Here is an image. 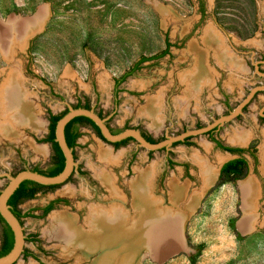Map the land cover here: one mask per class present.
<instances>
[{
  "label": "rangeland",
  "instance_id": "obj_1",
  "mask_svg": "<svg viewBox=\"0 0 264 264\" xmlns=\"http://www.w3.org/2000/svg\"><path fill=\"white\" fill-rule=\"evenodd\" d=\"M40 9L46 12L40 29L15 46L13 60L0 45V90L16 70L14 77L23 81L19 93L30 105L12 137L0 131V191L7 175L47 170L48 117L68 106L87 104L114 132L137 130L155 143L212 128L156 151L134 140L115 148L82 128L74 148L81 174L76 170L18 205L26 254L15 264H92L97 256L77 260L70 251L74 238L58 236L65 230L57 216L72 217L84 231L91 209L123 204L134 216L130 183L149 170L151 197L166 212L162 223L182 220L174 232L160 231L153 245L138 236L134 264H264V0H0V26L31 21ZM16 36L8 31L3 38L15 43ZM166 42L165 56L141 63L115 85L141 57L165 50ZM2 118L0 109V127ZM239 131L247 140L233 143L230 137ZM212 140L246 151V177L217 186L220 166L238 155ZM100 150L113 161L105 165ZM195 156L216 173L206 187ZM103 169L114 193L98 177ZM247 181L255 187L251 212L243 192ZM170 183L182 188V204L174 203ZM50 203L56 204L43 216Z\"/></svg>",
  "mask_w": 264,
  "mask_h": 264
},
{
  "label": "bare ground",
  "instance_id": "obj_2",
  "mask_svg": "<svg viewBox=\"0 0 264 264\" xmlns=\"http://www.w3.org/2000/svg\"><path fill=\"white\" fill-rule=\"evenodd\" d=\"M45 16L46 12H44L43 9H40V11L31 21L22 20L13 24H8L6 26H0V45L2 46L3 54L6 58H8V60H13L15 46H20V44L23 45V41L25 37H27L26 35H28V33L32 35L35 31L40 29V22L44 20ZM8 31H15L16 35H18L16 36L15 43L11 41L8 42V39L3 38L4 35L6 36ZM218 58H220V64L225 61L222 56ZM11 73L13 78L8 81L11 83V85L7 82V85H10V87L4 85L1 86L2 89L0 90V109L3 116L2 120H4L3 125L0 127V131L4 132V134L9 137L13 136L16 126L15 122L17 124L23 122L24 119H26L25 117L28 115V110L30 107L25 96L22 98L19 93V87L22 89L23 81L20 78L18 79V76L14 77L17 73L16 70ZM18 80L20 84L19 86H17L16 83ZM2 94L4 95V98L2 97ZM27 121L37 122L34 118H30ZM246 136V132L239 131L234 133L230 137V140L233 143L242 144L247 140ZM99 155L102 162L104 161L103 163L105 165L113 161V158H111L107 151L100 150ZM194 161L200 167V176L205 181L204 186H208L216 173H213V171L208 166H206L199 157L195 156ZM261 161L263 163L262 166L264 169V151L262 152ZM104 171L105 170L103 169L98 172V177L104 186L110 192L114 193L112 177L110 174L105 173L106 171ZM152 175L153 173L149 170V174L147 172L141 175L138 174L135 180L130 183V188L133 195L132 207L134 209V216H130L128 214V212L122 206V203V205L113 203L109 208L106 209H91V212L87 217L86 224L89 229L86 231L77 229L72 217L65 214L57 216L58 218H56V220L65 230L64 232L61 230L60 233H62L58 234V236L65 239L71 237L74 238L73 242H71L72 249L70 251L74 253L75 256H77V260H83L93 255L97 256V258L92 264H134L133 261L136 254V246L139 244L138 236L141 237L144 243H151L153 245L154 242L152 241V238H157V236L160 235V231L161 233L168 235L170 232H174L180 226V222L182 220L181 216L171 218V221L166 225L162 223V219H160L161 215L165 214L166 212L162 209L160 210L157 201L151 197L150 178H152ZM170 184H172V187L170 188H172L171 190L174 192L172 196L174 203L178 205L182 204V188L175 186L176 184ZM243 192L246 198V206L248 208L247 211L251 212L255 196V187L253 183H248L247 181L245 184H243ZM196 194L198 195L197 192ZM197 195H194V197ZM115 197L118 196L116 195ZM193 202H195V199H191L189 202L187 201L186 206L190 207V204L192 206ZM140 222H142L143 225L142 228H139L138 232L136 227ZM246 225L247 223L243 222L241 227L245 229ZM70 251L67 250L66 255H70Z\"/></svg>",
  "mask_w": 264,
  "mask_h": 264
},
{
  "label": "water",
  "instance_id": "obj_3",
  "mask_svg": "<svg viewBox=\"0 0 264 264\" xmlns=\"http://www.w3.org/2000/svg\"><path fill=\"white\" fill-rule=\"evenodd\" d=\"M76 117H85L91 120L98 127L103 139L108 143H117L127 138H132L139 147H142L148 151H156L161 148H169L176 141H182L185 137L189 135L200 134L212 128L211 126L207 129L189 132L178 137L167 138L165 141L160 143L150 144L137 130L127 129L120 133L113 134L106 124L107 118H100L93 109L87 110L83 108H72L68 106L67 113L57 121L54 130L55 142L57 143L64 157L63 170L59 174L52 177L39 174L32 170H23L14 176L7 175L8 182L6 186L0 191V216L8 225L13 235V246L6 255L0 257V264L16 263V261H18L23 252L25 242L23 228L20 224V221L12 214L9 206L7 205V201L15 192V190L19 187V185L24 181H31L43 186L60 185L66 182L73 173V171L76 170L77 165L74 162L72 149L67 146L64 137L65 126ZM226 119L227 118H223L219 122H222Z\"/></svg>",
  "mask_w": 264,
  "mask_h": 264
},
{
  "label": "trees",
  "instance_id": "obj_4",
  "mask_svg": "<svg viewBox=\"0 0 264 264\" xmlns=\"http://www.w3.org/2000/svg\"><path fill=\"white\" fill-rule=\"evenodd\" d=\"M170 47V45L168 44V42H166V48L165 50H163L160 54L158 55H154V56H150V57H141L140 60L138 62L135 63V65L132 67L131 70H129L128 72H126L125 74H123L117 81H116V86H118L121 82H123L125 80L126 77H128L132 72H134L136 69H138V67L140 66L141 63L143 62H147V61H152V60H156L159 59L163 56H165L168 53V48ZM74 108H83V109H87L89 110L90 107L87 104L84 105H76ZM67 113V111H64L60 114L57 115H53V114H49L48 120H49V125H48V132L46 137L43 139L44 143H49L51 146V151H52V157H51V162H52V168L48 169L47 171H38V170H33L34 172H37L39 174L42 175H46L49 177L55 176L57 174H59L63 168H64V157L62 155L61 150L59 149L57 143L55 142V135H54V130H55V125L57 123V121L63 117L65 114ZM100 118L101 115L98 113L97 114ZM88 125L90 126L94 132L96 133V135L104 142H106L98 127L89 119L85 118V117H76L73 120H71L64 128V137H65V141L67 146L70 149H73L74 147L77 146L76 141L78 140V138L80 137V134H75L72 137H69L67 132H68V128L72 125ZM113 134H117L119 132H112ZM209 135L213 134V131H210L208 133ZM144 137V136H143ZM144 139L150 143V144H154L155 141L153 139H151L150 137H144ZM133 141L132 138H127L125 140H122L120 142L117 143H110L112 144L115 148L124 145L127 141ZM214 141V143L216 144L217 148L228 152L230 154H236L238 155L237 157L228 160L227 162H225L219 169V175H218V182H217V186L225 184V183H230V182H235L238 180H242L244 177H246L247 172H248V163L246 161V159L241 156L243 153H245V150L242 149H233V148H228V147H224L222 146L219 142H217L216 140H212ZM58 185H53V186H43L31 181H24L22 182L19 187L15 190V192L11 195V197L9 198V200L7 201V205L10 208V211L12 212V214L17 218L20 219L23 215L21 214V212L18 210V205L27 199H32L37 193L41 192L43 189L45 188H54L57 187ZM53 208V204L48 205L47 207H45L44 209H42V215H46L47 213H49V211ZM26 216H30L29 213L25 214ZM0 226H1V251H0V257L6 255L12 248L13 246V235L12 232L10 230V228L8 227V225L5 223V221L2 219V217L0 216Z\"/></svg>",
  "mask_w": 264,
  "mask_h": 264
},
{
  "label": "flooded vegetation",
  "instance_id": "obj_5",
  "mask_svg": "<svg viewBox=\"0 0 264 264\" xmlns=\"http://www.w3.org/2000/svg\"><path fill=\"white\" fill-rule=\"evenodd\" d=\"M115 85H116V84H115ZM106 124L108 125V122H106ZM48 125H49V121H48ZM84 127H90V126L85 125V124H82V125H78V126H77V125H74V124H73L72 126H70V127L68 128V132H67V134H68L69 137H72V136H74L75 134H81V129L84 128ZM90 128H91V127H90ZM91 129H92V128H91ZM109 129H110L111 132H114L110 127H109ZM141 135H142V134H141ZM142 136H144V135H142ZM144 137H147V136H144ZM76 144H77V141H76ZM50 147H51V146H50ZM74 148H75V147H74ZM74 148L72 149L73 158H74ZM50 168H52V162H51V164L49 165V167L47 168V170L50 169ZM77 169H78V168H76V170H77ZM47 170H46V171H47ZM76 170L73 171V173L71 174V176L74 174V172H75ZM44 172H45V171H44ZM77 172H80V174H81L82 171H80V170L78 171V170H77ZM71 176H70V177H71ZM50 204H53V206H54L56 203H50ZM50 204H48V205H50ZM48 205H47V206H48ZM47 206H45V207H47ZM45 207H44V208H45ZM44 208H43V209H44ZM18 220L20 221V219H18ZM1 249H2V248H1V243H0V251H1ZM25 254H26V252L23 250V252H22V254H21L20 257H24ZM14 264H15V263H14Z\"/></svg>",
  "mask_w": 264,
  "mask_h": 264
}]
</instances>
